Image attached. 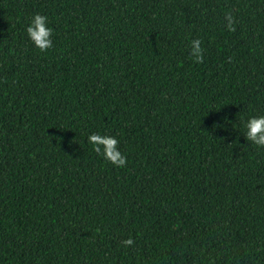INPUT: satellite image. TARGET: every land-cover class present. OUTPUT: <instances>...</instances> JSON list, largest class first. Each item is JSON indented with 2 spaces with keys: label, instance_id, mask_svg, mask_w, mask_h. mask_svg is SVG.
<instances>
[{
  "label": "trees",
  "instance_id": "1",
  "mask_svg": "<svg viewBox=\"0 0 264 264\" xmlns=\"http://www.w3.org/2000/svg\"><path fill=\"white\" fill-rule=\"evenodd\" d=\"M262 115L264 0H0V264H264Z\"/></svg>",
  "mask_w": 264,
  "mask_h": 264
},
{
  "label": "clouds",
  "instance_id": "2",
  "mask_svg": "<svg viewBox=\"0 0 264 264\" xmlns=\"http://www.w3.org/2000/svg\"><path fill=\"white\" fill-rule=\"evenodd\" d=\"M228 21L227 28L229 31L234 32V17L231 13L225 15ZM48 18L46 15L35 14L31 23L26 31L32 42L42 52H46L49 48L53 47L52 42V29L47 24ZM203 48L200 39H194L191 42L190 55L194 58L195 62L203 63ZM231 58H229V62ZM247 131L245 133L246 139L253 142L257 146L264 147V115L251 117L246 125ZM88 142L94 146V151L104 156V158L117 167H124L127 164V156L122 154L119 150V140L113 136L101 135L99 133H92L88 137ZM102 146V147H101ZM133 238L129 237L122 241L126 247H131L134 244Z\"/></svg>",
  "mask_w": 264,
  "mask_h": 264
}]
</instances>
